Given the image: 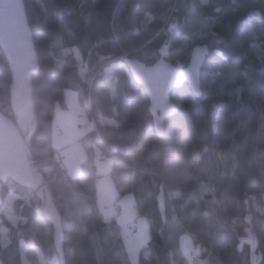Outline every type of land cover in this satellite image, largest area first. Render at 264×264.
I'll list each match as a JSON object with an SVG mask.
<instances>
[{"label": "trees", "instance_id": "16d2710c", "mask_svg": "<svg viewBox=\"0 0 264 264\" xmlns=\"http://www.w3.org/2000/svg\"><path fill=\"white\" fill-rule=\"evenodd\" d=\"M24 2L36 65L30 71L35 121L23 136L43 194L50 192L62 215L67 264H132L118 219L105 218L98 204L96 176L88 168L96 147L113 160L109 176L117 200L133 195L139 215L148 220L150 240L139 264H255L248 232L256 238V264H264V0ZM190 38L194 46L210 47L203 95L195 99L188 85L173 91L179 112L165 121L159 138L149 99L124 58L153 65L168 45L166 59L185 68L189 57L180 53ZM74 47L82 65L65 52ZM116 63L113 96L106 68ZM11 83L0 49L4 102ZM66 92L91 107L99 130L87 131L81 141L86 159L76 178L67 174L52 138L55 106L65 107ZM161 186L165 222L157 201ZM12 191L19 196L14 208L20 221L11 225L0 214V264H47L57 253L45 198L9 180L3 195ZM186 233L201 245L193 263L181 246Z\"/></svg>", "mask_w": 264, "mask_h": 264}, {"label": "water", "instance_id": "95a60500", "mask_svg": "<svg viewBox=\"0 0 264 264\" xmlns=\"http://www.w3.org/2000/svg\"><path fill=\"white\" fill-rule=\"evenodd\" d=\"M0 49L12 74L11 106L15 120L0 112V207L4 202L3 188L11 180L20 187L37 192L40 185L30 159L28 144L23 133L35 121L31 86V69L36 65V51L24 0H0ZM169 46L163 47L160 59L147 65L139 59L125 57L124 63L136 85L142 87L149 99V112L157 137L163 138L165 121L179 112L171 94L188 85L195 99L203 95L201 74L210 55L206 43L192 48L187 67L180 68L166 58ZM158 209L166 221L165 188L161 186L157 197ZM45 218L51 223L53 244L60 264H67L64 246L62 215L53 197L45 190L43 205Z\"/></svg>", "mask_w": 264, "mask_h": 264}, {"label": "rangeland", "instance_id": "374dc122", "mask_svg": "<svg viewBox=\"0 0 264 264\" xmlns=\"http://www.w3.org/2000/svg\"><path fill=\"white\" fill-rule=\"evenodd\" d=\"M200 1L202 4H205L207 2V0H200ZM208 40L209 43L213 45L216 44L214 37L211 36L209 37ZM194 43H195L194 38L185 40L183 42V47L187 49L186 50L187 52L182 51L180 55L182 57H186V56L190 57L192 48L194 47ZM65 52L75 56L80 65L83 64V58L81 57L78 48L74 47V48L66 49ZM117 64L118 63L113 64L106 68V78H107L106 83L113 96L115 94L114 68ZM72 93L73 95H76L75 92ZM57 105H59V103H57ZM101 121L102 123L105 124L113 123L111 120L107 118H102ZM52 138H53V129H52ZM81 146L70 148L68 150V155L70 156L69 158L70 164H68L65 159L63 161L64 163L62 164L63 167L66 169L67 174L71 178H76L82 174V164L85 162L86 153L83 147L81 150H79V152H77V150L80 149ZM95 153L96 155L94 159L92 160V162L88 164V166L97 168L99 172L98 176L97 174H95L96 176L95 179L98 181V185L100 188L98 204L103 209L105 218L111 219L113 217H116L118 219V222L122 227V237L125 242L130 261L132 264H139V253L148 244L150 240V229H149L148 220L145 217L139 215L138 210L134 206L133 195L131 194L126 195L125 197L120 198L119 201L117 200L118 199L117 191L113 184L112 178L109 177L108 174L112 167L113 160L111 158L101 157V150L98 147H96ZM62 155H64L65 157L64 152ZM36 176L38 179V174H36ZM39 178L40 179H38V183L40 185V190L38 193L42 198L43 197L45 198V190L43 194L44 185L41 182L42 179L40 176ZM18 198H19L18 194L14 193L13 191L9 192L8 194H6V196H4L3 205L0 207V214H2L4 218L7 219L9 223H11V225H17V223L20 221V216L18 213H16V210L14 208V202ZM116 201L121 206L120 215H117L118 212L113 210L107 212L104 211L105 206H112L114 202L116 203ZM134 221H137L136 231L135 232L128 231L126 229V226L130 223H133ZM1 233L4 243H7L9 241L8 230L5 229V227H2ZM245 239L247 242L251 244V255H252L251 257H252V261L256 264L257 256L254 251L256 247V238L251 232H248V236ZM180 241L184 253L188 256H191V252L195 248L196 244H194L190 235L188 233L184 234L181 237ZM47 264H60L57 255H54L51 261H47Z\"/></svg>", "mask_w": 264, "mask_h": 264}, {"label": "crops", "instance_id": "0c3cea01", "mask_svg": "<svg viewBox=\"0 0 264 264\" xmlns=\"http://www.w3.org/2000/svg\"><path fill=\"white\" fill-rule=\"evenodd\" d=\"M85 71H86L85 68L81 69L83 75ZM84 109H86V107H83L81 105L78 95L77 94L73 95L72 92L65 93V107L60 103L59 105L55 106L54 115H53V125H52L53 144L57 150V156L61 158L62 162L65 159L66 162L70 164L69 163L70 156L68 155V150L72 147L81 146V141L87 134V130L83 127V121L86 117V111ZM81 149L82 146L80 147V149L77 150V152H79V150ZM63 152L65 153V157L64 155H62ZM88 168L94 175L95 174H97V176L99 175L97 168H93L90 166H88ZM96 183H97L98 196H99L100 188L97 180ZM134 222L136 224V229H137V221ZM191 239L193 240L192 237Z\"/></svg>", "mask_w": 264, "mask_h": 264}, {"label": "built area", "instance_id": "2783aa9c", "mask_svg": "<svg viewBox=\"0 0 264 264\" xmlns=\"http://www.w3.org/2000/svg\"><path fill=\"white\" fill-rule=\"evenodd\" d=\"M86 111V117L84 119L83 122V127L87 130V131H93L96 134H99V130H98V126L96 123V119L94 117L93 111L91 109V107H86L85 109ZM0 112L6 116L7 118H10L12 120H15V115L11 106V100H10V96H8V98L5 100V102L3 100L0 99ZM116 211V212H120V205L116 202L114 203L112 206H105L104 207V211ZM126 229L128 231H135L136 230V224L135 222L130 223L126 226ZM200 247L201 245H195V248L193 249V251L191 252V262L193 263L194 260L199 256V252H200Z\"/></svg>", "mask_w": 264, "mask_h": 264}, {"label": "flooded vegetation", "instance_id": "af4514ba", "mask_svg": "<svg viewBox=\"0 0 264 264\" xmlns=\"http://www.w3.org/2000/svg\"><path fill=\"white\" fill-rule=\"evenodd\" d=\"M9 242V241H8ZM8 242L7 243H5V245H7L8 244Z\"/></svg>", "mask_w": 264, "mask_h": 264}]
</instances>
